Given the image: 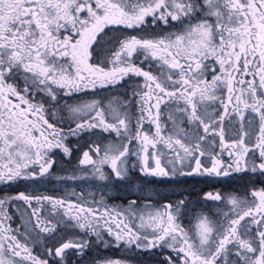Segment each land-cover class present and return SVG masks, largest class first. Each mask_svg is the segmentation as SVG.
Masks as SVG:
<instances>
[{"label": "snow or ice", "instance_id": "1", "mask_svg": "<svg viewBox=\"0 0 264 264\" xmlns=\"http://www.w3.org/2000/svg\"><path fill=\"white\" fill-rule=\"evenodd\" d=\"M0 264H264V0H0Z\"/></svg>", "mask_w": 264, "mask_h": 264}]
</instances>
